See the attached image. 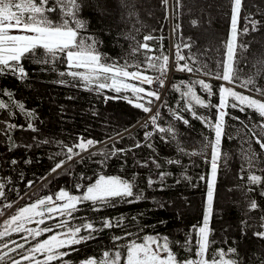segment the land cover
<instances>
[{
	"label": "trees",
	"instance_id": "trees-1",
	"mask_svg": "<svg viewBox=\"0 0 264 264\" xmlns=\"http://www.w3.org/2000/svg\"><path fill=\"white\" fill-rule=\"evenodd\" d=\"M172 1L173 21L179 26L174 39L179 40L183 46L191 45L190 48L183 49V62L194 69H201L197 73L204 76L222 74V62L226 58L225 43L229 39L232 0ZM80 3V16L88 22L86 35L102 41L98 50L107 58L108 63L124 64L127 61L147 67L145 50L140 49L136 53L132 51L142 43H147L153 49L149 55L167 54L169 27L164 0H80ZM53 16L59 19L57 14L54 13ZM248 18L260 21L257 31H251ZM238 27L241 30L245 27L249 29L247 34L241 31L239 36V42L248 44L249 47L247 51L238 50L235 65L238 79L234 83L240 88L232 89L245 95H253L241 85L253 76L257 86L264 85V70L257 75L258 69H264V0H243ZM149 35L154 39L144 41V37ZM22 63L28 73L27 79L20 80L11 74L0 75V102L8 105L7 109H0V183L5 186V196L0 198V212L4 213L0 216V225L21 207L49 195L55 197L61 189L72 195H81L84 189L77 191V185L86 187L100 175L118 176L134 182V191L142 194L143 199L135 203L121 200L115 202L114 207L104 206L100 211H93L90 204H83L74 214L75 218L46 219L45 225L34 223L28 227L54 226L60 219H69L72 226L93 222L97 227L101 226L104 219L111 220L113 224L120 221L119 226L104 229L95 234V239L77 246L78 251L71 252L70 257H67L72 264L76 263V259L102 257L104 251L114 250L121 243L126 245L131 240L139 241L146 235L157 234L167 236L181 257L187 256L188 253L180 246L189 237L195 244L196 227L201 226L204 220V197L212 152L211 147L205 145L209 140L214 141L215 133L201 119L194 118L186 110L182 111L185 100L181 92L185 90L183 85L204 80L212 86L213 95L209 97L199 84L194 88L196 94L206 102L217 105L219 88L224 85L204 77L174 74L165 100L158 107L161 113L158 122L161 127H173L175 137L156 131L151 138L146 139V131L138 127L127 132L118 141L85 154L53 174L51 169L54 165L60 160H66V149L63 146H73L81 139H91L97 143L106 141L130 130L145 113L123 99L105 101L106 96L118 95L115 92L85 90L78 80L67 75L60 76V72L68 71L63 60L52 65L37 64L31 59H25ZM147 73L157 72L150 70ZM144 87L148 88L147 85ZM177 87L180 91H177ZM7 92H11V98ZM127 95L131 96V93ZM21 103L25 112L16 107ZM194 110L209 121L217 120L215 107L196 105ZM26 112L34 113V118L26 115ZM173 112H182L189 124L185 125L182 120H177ZM227 112L210 221L212 232L209 239L214 241L210 251L235 248L237 254L234 258L240 264H261L264 253L254 252L255 258L252 259V251H240L242 245L255 243L264 246V240L253 235L262 230L260 217L264 216V196L260 195V191L264 185L257 187L247 180L249 172L264 178V152L251 140L252 132L245 128V125L254 127V131L259 134L260 129L255 125L260 118L251 110L241 112L238 108H228ZM29 123L37 131L28 129ZM9 125L17 127L11 128ZM137 144L140 147H136ZM116 149L124 151L113 155ZM74 151L78 152L79 149ZM250 151L258 154L251 168L247 162ZM193 152L197 154L192 155ZM13 160L16 161L15 164L12 163ZM67 162L66 160L65 164ZM149 179L153 181L151 186ZM35 187L37 188L34 189ZM250 188L254 191H249ZM252 200L259 205L256 210L249 207ZM7 204L12 207H5ZM126 233L132 235L126 236ZM46 234L39 239H46L54 233ZM22 235L26 233L13 234L6 239L9 242L16 240L25 243L26 248L36 243L31 237L30 243L24 241ZM114 237L121 239L114 240Z\"/></svg>",
	"mask_w": 264,
	"mask_h": 264
},
{
	"label": "snow or ice",
	"instance_id": "snow-or-ice-1",
	"mask_svg": "<svg viewBox=\"0 0 264 264\" xmlns=\"http://www.w3.org/2000/svg\"><path fill=\"white\" fill-rule=\"evenodd\" d=\"M167 4V0H164ZM243 0H232V16L230 25V36L225 43V60L222 62L223 72L217 74V79H222L228 84L234 83L238 76L236 75L235 65L237 64V54L239 51H247L249 45L239 42L241 31L247 34L249 29L238 28L239 15ZM82 5L80 0H0V75L11 74L20 80H25L28 73L25 71L22 61L31 59L37 64H56L63 60L68 69L67 72H60V76H69L73 80H78L85 90L97 91L103 93L104 90L117 93L116 96H106L105 101L112 99H123L144 113L152 112L154 101H160L161 96L158 91L151 90L154 83L159 87H164L167 72L169 71V56L161 53L160 56L149 55L153 49L147 44H139L133 48V53L145 50V61L147 67L142 64L125 62L124 64L108 63L98 50V45L102 42L99 39L86 35L88 22L81 18L80 13ZM57 14L56 19L53 14ZM251 24V31L258 30L260 21L248 18ZM195 24V21H193ZM179 27V26H177ZM154 39L152 36H145L144 41ZM185 47H191L186 44ZM179 49V45H177ZM185 57L177 52L175 56L176 69L189 73L199 72L201 69H194L188 63L180 64ZM134 69V70H129ZM155 71L156 76L146 74L148 71ZM264 69H258L257 75ZM206 75L209 73H205ZM135 81L136 83H130ZM65 83V81H59ZM199 84L200 88L207 92L208 96L213 95L212 86L204 80L194 81L191 84L183 85L184 91L181 92L185 105L182 111H188L196 119H201L208 127L214 130V141L209 140L205 147H211V179L208 182L207 192V211L201 226L196 227L197 239L193 244L189 237L184 245L180 247L187 256L181 257L175 250V245L170 242L167 236L146 235L141 240H131L126 245L117 246L114 250H106L102 257L86 258L81 264H240V261L234 258L237 249H212L214 241L209 239L212 229L210 228V216L212 214V203L214 195V185L218 170V161L221 159V142L225 135V117L228 115V108H238L241 112L251 110L260 118L255 126L260 129L259 134L254 131V127L245 125L249 132H252L251 140L258 144L264 152V85L257 86L255 77H249L243 81L242 87L251 91L253 95H245L237 92L230 87L221 86L219 88V103L212 105L210 101L202 99L196 94L194 88ZM144 85H148L145 88ZM249 86H252L249 88ZM177 91L180 88L177 87ZM124 93V95H119ZM131 93V96L127 95ZM11 98V92L6 93ZM260 97V98H256ZM163 103V102H162ZM217 109V120L209 121L194 110V107ZM21 112H25L24 105L17 104ZM8 105L0 102V109H7ZM31 118L34 113L26 112ZM177 120H182L185 125L189 121L181 113L173 112ZM161 119L159 109L149 117L146 126L150 123L161 133L175 137L173 127L164 128L158 124ZM236 119H239L238 117ZM14 128L17 125H9ZM28 129L35 132L37 128L28 124ZM152 133H146V139L151 138ZM164 138L163 136L161 137ZM231 138V137H229ZM47 143L48 141H44ZM96 141L91 139H81L73 146H63L66 160L71 161L74 156H79L82 152L95 147ZM136 147H140L139 144ZM151 147V145H149ZM79 149V151H74ZM123 149H116L112 154L117 155L123 152ZM183 151V150H182ZM197 153L193 152L192 155ZM96 155V153H91ZM258 154L250 151L247 154L249 167L253 166ZM66 160L58 161L51 169L57 172L63 168ZM16 163L15 160L12 161ZM169 163H178V161H169ZM157 167L159 165L157 164ZM83 178V177H82ZM163 178V174L161 175ZM87 179V178H83ZM203 179V177H202ZM247 180L250 184L257 187L264 185V178L255 173L249 172ZM149 186L153 181L149 179ZM31 182H29V187ZM4 184L0 183V198L5 196ZM134 182L122 179L118 176L100 175L91 184L86 187L77 185V191L82 188L81 195H72L67 190L61 189L55 197L49 195L32 204L21 207L16 214L0 225V264H72L70 259L71 252L78 251L75 246L87 244L88 241L95 239V234L104 229H111L119 226L120 221L113 224L111 220L104 219L101 226L97 227L93 222H82L79 226H72L69 219H60L54 226H45L43 228L28 227L30 224L45 225L46 219L52 220L57 217L75 218L74 214L79 211V206L90 204L93 211H100L102 207H114L115 202L125 201L135 203L143 199L142 194L134 191ZM249 191H254L250 188ZM260 195L264 196V187L261 188ZM162 206V205H161ZM11 208V204L5 205ZM251 210H256L259 205L252 200L249 205ZM4 215L0 212V216ZM135 219V218H133ZM260 231L253 233L258 239L264 240V216L260 217ZM195 227V226H194ZM64 229L63 231H56ZM83 233H87L82 234ZM22 239L29 242V237L36 243L31 247L25 246V243L16 240L8 241L6 238L13 234H25ZM46 233H54L46 239L39 238ZM126 236L132 235L126 233ZM114 240H120L121 237H114ZM123 248V251L120 249ZM69 249L71 251H65ZM264 264V260L261 261Z\"/></svg>",
	"mask_w": 264,
	"mask_h": 264
},
{
	"label": "built area",
	"instance_id": "built-area-1",
	"mask_svg": "<svg viewBox=\"0 0 264 264\" xmlns=\"http://www.w3.org/2000/svg\"><path fill=\"white\" fill-rule=\"evenodd\" d=\"M167 16H168V21H169V29H170V34L172 35L174 32H176V28L174 26V24L172 23V0H167ZM179 51L180 53V48L178 49L177 48V44H174L172 42V39L170 41V51H169V54L167 56H169V71L167 72L166 74V77H163V79H165V85L164 87H159V84L158 83H154L151 87L153 89V91H158L160 93V96H161V100L160 101H156V107L157 106H160V104L163 102L164 98H165V95H166V92H167V89H168V86H169V83H170V80H171V77L172 75L175 73V72H178V70L176 69V63H175V56L177 54V52ZM181 73L183 74H192V73H189V72H182L180 71ZM154 114V113H153ZM151 113H147L143 119L138 122L133 128H137L139 126H142L148 133L151 132L153 133L156 128L153 127L150 123L147 124L146 126V122L149 121V117L151 115H153ZM122 135H119L117 137H115L114 139H118L119 137H121ZM112 139V141L114 140Z\"/></svg>",
	"mask_w": 264,
	"mask_h": 264
},
{
	"label": "rangeland",
	"instance_id": "rangeland-1",
	"mask_svg": "<svg viewBox=\"0 0 264 264\" xmlns=\"http://www.w3.org/2000/svg\"><path fill=\"white\" fill-rule=\"evenodd\" d=\"M209 21V20H208ZM239 22V21H238ZM230 25H231V23H230ZM239 28V27H238ZM229 36H230V27H229ZM212 46H214V45H212ZM207 50V49H206ZM209 178H208V182H209V180L211 179V166H210V171H209ZM216 180H217V174H216ZM216 180H215V185H214V195H213V203H212V211H213V205H214V200H215V191H216ZM207 192H208V183H207V189H206V194H205V197H204V216H205V213H206V211H207V207H208V205H207ZM211 217H212V214H211V216H210V221H211ZM240 251H242V252H250V251H252L253 253V255L251 256V258L253 259V258H255V256H254V252H256L255 254H262V253H264V246H262V245H257V244H252V245H249V246H247V245H242L241 246V249H240ZM251 253V252H250Z\"/></svg>",
	"mask_w": 264,
	"mask_h": 264
},
{
	"label": "flooded vegetation",
	"instance_id": "flooded-vegetation-1",
	"mask_svg": "<svg viewBox=\"0 0 264 264\" xmlns=\"http://www.w3.org/2000/svg\"><path fill=\"white\" fill-rule=\"evenodd\" d=\"M34 224V223H33ZM33 224H30L29 226H31V225H33ZM47 235V234H46ZM122 245H125L124 243H121L119 246H122ZM75 247H77V246H75ZM121 251H123V248H121ZM78 258V257H77ZM86 258H92V257H86ZM86 258H84V259H79V260H75L76 261V263L75 264H81V262L82 261H84Z\"/></svg>",
	"mask_w": 264,
	"mask_h": 264
},
{
	"label": "bare ground",
	"instance_id": "bare-ground-1",
	"mask_svg": "<svg viewBox=\"0 0 264 264\" xmlns=\"http://www.w3.org/2000/svg\"><path fill=\"white\" fill-rule=\"evenodd\" d=\"M157 103L155 102V104L153 105V106H151L152 107V112H150L151 114H153V113H155L157 110H158V107L159 106H155Z\"/></svg>",
	"mask_w": 264,
	"mask_h": 264
},
{
	"label": "water",
	"instance_id": "water-1",
	"mask_svg": "<svg viewBox=\"0 0 264 264\" xmlns=\"http://www.w3.org/2000/svg\"><path fill=\"white\" fill-rule=\"evenodd\" d=\"M38 187V186H37Z\"/></svg>",
	"mask_w": 264,
	"mask_h": 264
}]
</instances>
